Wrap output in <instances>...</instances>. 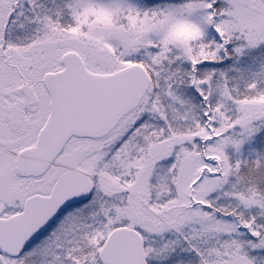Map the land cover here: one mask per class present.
Here are the masks:
<instances>
[{"label": "snow or ice", "instance_id": "obj_1", "mask_svg": "<svg viewBox=\"0 0 264 264\" xmlns=\"http://www.w3.org/2000/svg\"><path fill=\"white\" fill-rule=\"evenodd\" d=\"M261 44L264 0H0V264H264V78L217 68Z\"/></svg>", "mask_w": 264, "mask_h": 264}, {"label": "rangeland", "instance_id": "obj_2", "mask_svg": "<svg viewBox=\"0 0 264 264\" xmlns=\"http://www.w3.org/2000/svg\"><path fill=\"white\" fill-rule=\"evenodd\" d=\"M152 1V2H151ZM40 2L49 10L51 11H56L59 8H62L64 4L68 3L69 0H40ZM103 2V0H102ZM126 3H128L131 6L140 8L142 10L154 8L157 6H166V5H172V6H178L182 3L185 2V0H125ZM151 3V4H150ZM59 22L64 25H70L72 24V20L70 19V16L64 12L60 16ZM207 35L211 37L213 35L212 30L209 29ZM239 43V42H238ZM237 45H229V50H231L233 47ZM264 48V44L258 45L254 49H248L244 52L246 55L247 52L251 51H258L262 50ZM264 52V51H263ZM242 55L237 58L241 59ZM260 60L264 65V55L260 56ZM223 63V62H222ZM230 69L234 68H225V69H218L219 71L226 72L227 75L229 76L230 73H234V71H230ZM246 72V71H243ZM259 73L261 76H264V67L263 69L259 70ZM250 78H253L254 76H251L249 74ZM242 158L249 159L251 157H256V158H264V127L260 128L259 131H257L249 140L248 143H246L243 148H242ZM231 154V153H230ZM257 210H253V214L256 213ZM255 255V253H253ZM261 256H264V253H260ZM151 264V262H150Z\"/></svg>", "mask_w": 264, "mask_h": 264}, {"label": "trees", "instance_id": "obj_3", "mask_svg": "<svg viewBox=\"0 0 264 264\" xmlns=\"http://www.w3.org/2000/svg\"><path fill=\"white\" fill-rule=\"evenodd\" d=\"M263 51H264V48L258 51L247 52L246 55L243 54L241 59H238V60H237V57L233 56L232 59L224 60L223 63L217 66V68L218 69L234 68L235 70H237V71H234V73H230L229 77L238 78L240 75H242L243 78L248 81L252 79L264 78V76H261L259 73V70L263 69L264 67L263 63L260 60V56L264 55ZM230 54H231V51H230ZM243 71H246V72H243ZM249 74L254 77L250 78ZM255 159L257 158L251 157L247 160L249 161V163H251V161Z\"/></svg>", "mask_w": 264, "mask_h": 264}, {"label": "clouds", "instance_id": "obj_4", "mask_svg": "<svg viewBox=\"0 0 264 264\" xmlns=\"http://www.w3.org/2000/svg\"><path fill=\"white\" fill-rule=\"evenodd\" d=\"M101 3L110 4V3H112V0H103V2L101 0ZM69 16H70V19L72 20V22L75 23L74 17H72L71 15H69ZM172 27H174L180 35H182L186 38L192 34L190 28L184 22H179V23L173 24ZM105 29H106V26L104 24H99V25L94 26V31H95L97 36H102V35L106 34Z\"/></svg>", "mask_w": 264, "mask_h": 264}]
</instances>
